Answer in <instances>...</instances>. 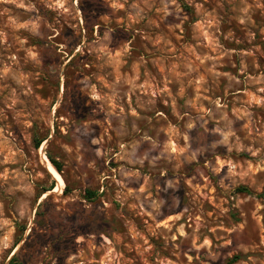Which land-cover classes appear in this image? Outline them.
<instances>
[{
    "label": "rangeland",
    "instance_id": "1",
    "mask_svg": "<svg viewBox=\"0 0 264 264\" xmlns=\"http://www.w3.org/2000/svg\"><path fill=\"white\" fill-rule=\"evenodd\" d=\"M15 255L264 264V0H0V264Z\"/></svg>",
    "mask_w": 264,
    "mask_h": 264
},
{
    "label": "trees",
    "instance_id": "2",
    "mask_svg": "<svg viewBox=\"0 0 264 264\" xmlns=\"http://www.w3.org/2000/svg\"><path fill=\"white\" fill-rule=\"evenodd\" d=\"M184 6L189 9V6L188 5L184 4ZM44 140H45V138H41V139L37 140L36 147L39 148ZM49 158H50L52 164L54 165V167L57 169V171L61 173L63 171V168H62L61 163L58 162L56 159H54L51 155L49 156ZM55 185H56V181H54L50 185L49 188H46V190L53 189L55 187ZM238 190L240 192L253 193V191L250 188L246 187V186H241V187L238 188ZM95 195H96V192H94L92 190H87V197L88 198H92ZM237 258H238V256L233 257L231 259V261L229 262V264L231 262L236 261ZM9 264H24V263L17 262V255H15L14 257L11 258Z\"/></svg>",
    "mask_w": 264,
    "mask_h": 264
},
{
    "label": "bare ground",
    "instance_id": "3",
    "mask_svg": "<svg viewBox=\"0 0 264 264\" xmlns=\"http://www.w3.org/2000/svg\"><path fill=\"white\" fill-rule=\"evenodd\" d=\"M46 161H47V163L49 162L47 158H46ZM49 165H50L49 168H50L51 173L57 177L58 182H59V186L62 188V186L64 184V179H63L62 175L60 174V172L57 171V169L52 164L49 163Z\"/></svg>",
    "mask_w": 264,
    "mask_h": 264
}]
</instances>
